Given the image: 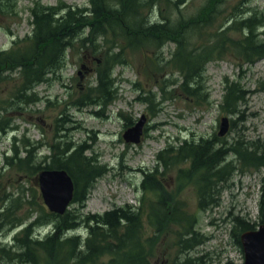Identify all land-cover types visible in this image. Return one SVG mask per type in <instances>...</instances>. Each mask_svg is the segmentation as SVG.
I'll list each match as a JSON object with an SVG mask.
<instances>
[{
    "label": "trees",
    "instance_id": "16d2710c",
    "mask_svg": "<svg viewBox=\"0 0 264 264\" xmlns=\"http://www.w3.org/2000/svg\"><path fill=\"white\" fill-rule=\"evenodd\" d=\"M188 1L88 0V7L36 2L30 9L31 34L14 41L7 50L0 49V133L18 131L15 118L39 101L36 87L61 73L76 44L97 53L108 45L96 65V85L77 100L78 106L105 107L115 99L113 70L127 63L128 51H159L173 44L174 51L165 64L182 75L180 90L201 100H205L204 75L209 62L227 55H233L241 65L264 59V10L244 6L251 0H239L229 11L222 6L225 0H205L196 12L185 14ZM14 3L0 0V11L15 14ZM224 89L221 109L238 116L247 92L239 81L227 79ZM234 123V119L230 121L231 126ZM41 144L24 132L13 134L11 155H4L0 167V234L9 228L15 233L10 243L0 237V264H153L150 256L159 237L173 235V226L181 253L201 245L204 240L195 230V215L185 212L164 184L165 174L185 163L187 168L177 170L178 187L192 183L201 209L217 205L220 185L229 179L237 163L263 171L255 218L235 216L230 220L234 244L241 249L240 234L264 223V145L258 141L238 136L227 144L214 134L168 143L141 182L142 189L156 198L146 207L145 217L154 230L146 237L140 205H123L102 214L82 212L91 189L108 172L107 165L87 156L89 146L61 140L47 148L49 155L38 156ZM43 169H63L70 175L75 210L68 209L59 216L45 208L36 186L37 174ZM6 170H14L16 181L28 184L27 189L23 183L5 181ZM46 227L48 231L42 235L41 229ZM171 264L195 263L186 258Z\"/></svg>",
    "mask_w": 264,
    "mask_h": 264
},
{
    "label": "rangeland",
    "instance_id": "374dc122",
    "mask_svg": "<svg viewBox=\"0 0 264 264\" xmlns=\"http://www.w3.org/2000/svg\"><path fill=\"white\" fill-rule=\"evenodd\" d=\"M36 2L44 6H55L58 2L72 7L89 5L88 0H15V14L6 15L0 11V49L7 50L14 41L31 34L30 9ZM204 2L189 0L184 13L196 12ZM238 2L225 0L222 6L229 11ZM244 6L264 10V0H251ZM107 46L103 45L97 53L81 49L76 44L75 49L69 52L61 73L36 87L39 101L27 107L22 117L8 115L12 118L17 116L14 122L18 131L0 133V167L3 166L4 155L7 152L11 155L13 134L24 132L31 140H40L38 156L49 155L47 148L61 140L89 146L87 156H95L110 171L97 180L82 212L102 214L123 205H140L144 237L151 236L154 230L145 217L146 207L156 198L153 193L142 189L141 182L143 174L155 166L156 155L168 143L178 144L184 138L199 140L215 134L227 144L239 136L245 141H258L264 145V59L241 65L240 60L227 55L209 62L204 75L205 100H201L184 94L179 88L182 75L166 66L174 51L173 44L159 51H128L127 63L113 70L115 99L105 107L76 105L81 96L95 87L96 65L104 58ZM225 79L239 81L247 92L238 116L227 115L220 107ZM146 97L148 100H143ZM142 117H145L142 141L137 145L125 143L123 132ZM222 117L229 121L234 119L235 123L229 126L225 136L218 137ZM60 118L63 121H59ZM187 166L188 163L173 166V171L165 174L164 184L173 191V198L183 205L184 211L195 215V230L203 235L204 242L181 253L177 228L173 226V235L168 233L159 237L150 256L151 262L171 264L172 260L180 262L192 258L195 264H243L242 249L230 236V220L235 216L255 218L263 171L237 163L229 179L220 185L217 205L212 209H201L196 187L186 183L179 189L177 184V170ZM162 170L159 167V171ZM16 178L14 170L4 172L5 181L16 185L23 183L21 180L17 182ZM23 184L27 189L28 184ZM76 206L70 205L69 209L75 210ZM41 231L44 235L48 227ZM14 233L9 228L0 237L10 243ZM200 256L201 259L195 260Z\"/></svg>",
    "mask_w": 264,
    "mask_h": 264
},
{
    "label": "water",
    "instance_id": "95a60500",
    "mask_svg": "<svg viewBox=\"0 0 264 264\" xmlns=\"http://www.w3.org/2000/svg\"><path fill=\"white\" fill-rule=\"evenodd\" d=\"M145 117L128 128L122 137L126 143L138 144L143 134ZM229 130V119L221 118L218 136L223 137ZM38 188L44 205L49 212L63 215L68 209L74 194V183L65 170H42L37 176ZM244 255L243 264H264V224L255 230L240 235Z\"/></svg>",
    "mask_w": 264,
    "mask_h": 264
},
{
    "label": "bare ground",
    "instance_id": "6f19581e",
    "mask_svg": "<svg viewBox=\"0 0 264 264\" xmlns=\"http://www.w3.org/2000/svg\"><path fill=\"white\" fill-rule=\"evenodd\" d=\"M108 171H110V170L108 169Z\"/></svg>",
    "mask_w": 264,
    "mask_h": 264
}]
</instances>
